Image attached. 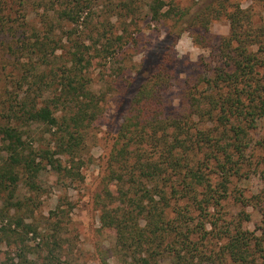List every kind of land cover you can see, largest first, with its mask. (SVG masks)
Returning a JSON list of instances; mask_svg holds the SVG:
<instances>
[{
  "label": "rangeland",
  "instance_id": "1",
  "mask_svg": "<svg viewBox=\"0 0 264 264\" xmlns=\"http://www.w3.org/2000/svg\"><path fill=\"white\" fill-rule=\"evenodd\" d=\"M74 1H81L76 8L83 9L76 21H55L54 32L53 25L44 24V16L53 17ZM149 1L0 0L9 23V30L0 33L1 101L26 95L18 84L26 66L40 70L48 64L57 69L56 89H48L52 96L60 93L62 69L76 43L92 60L88 62L89 87L104 99L100 100L101 114L82 129V147L73 156L74 162L56 146L47 125L35 123L26 128L25 142L39 172L31 176L21 169L16 186L11 188L6 186L9 181L0 182V264H46L51 258L60 259L55 264H102L104 252L111 263L126 264L111 250L116 232L102 225L99 200L104 196L109 156L122 125L135 113L134 101L141 89L162 86L158 117H187L193 132L224 128L191 108V95L203 99L214 86V93L227 89L225 83L217 87L215 78L228 69L220 45L231 33V17H241V31L264 29V0H165L164 11L174 5L186 14L180 16L174 10L157 20L149 11ZM46 34L51 43L50 59L42 64L36 52L41 47L37 39ZM185 34V46L200 49L195 61L190 51L181 57L177 50ZM54 40L58 45L55 53ZM163 61H168L166 70L159 74ZM259 72L263 75L264 68ZM250 137L245 177L233 176L228 194L210 209L205 250L212 260L206 264L225 257V245L239 230L254 235L248 263L264 264V117ZM220 180L214 174V181ZM255 237L262 241L261 246ZM225 259L229 264L231 257Z\"/></svg>",
  "mask_w": 264,
  "mask_h": 264
},
{
  "label": "trees",
  "instance_id": "2",
  "mask_svg": "<svg viewBox=\"0 0 264 264\" xmlns=\"http://www.w3.org/2000/svg\"><path fill=\"white\" fill-rule=\"evenodd\" d=\"M80 3H68L70 6L61 7L53 17L44 16V24L52 27L55 21H76L83 10L76 8ZM167 5L165 0H150L152 18L160 19L174 10L180 16L186 14L174 5L164 11ZM5 13L0 8V33L9 30ZM231 19V33L220 45L228 69H222L215 78L217 87L225 83L227 89L214 93V86L203 99L191 95L190 103L191 108L224 128H199L193 132L187 117H158L163 89L156 84L153 90L139 91L135 113L119 131L108 159L104 196L99 204L102 225L116 232L111 250L126 264H206L212 260L205 250L210 209L228 194L233 176L245 177L250 131L264 117V73L259 72L264 68V29L241 31V17L235 14ZM37 41L41 47L36 52L46 64L50 59V37L38 35ZM54 42L53 53L58 47ZM72 47L75 50H69L71 56L60 76V93L52 96L48 89L58 83L57 69L48 64L40 66V70L26 66L18 80L26 95H17L15 101L12 96L0 100V182L4 185L9 181L8 188L16 186L21 169L31 176L39 172L25 142L27 127L35 123L47 125L56 146L73 157L82 147V129L101 114L100 100L104 99L89 87L88 62L92 60L79 44ZM162 63L159 74L166 70L168 61ZM224 138L229 142L224 143ZM214 174L221 177L219 182L214 181ZM253 236L239 230L225 245V257L213 264H228L227 255L231 257L229 264H249ZM255 238L261 246L262 241ZM55 260L60 259L51 258L46 264H55ZM101 263L113 264L106 252Z\"/></svg>",
  "mask_w": 264,
  "mask_h": 264
},
{
  "label": "clouds",
  "instance_id": "3",
  "mask_svg": "<svg viewBox=\"0 0 264 264\" xmlns=\"http://www.w3.org/2000/svg\"><path fill=\"white\" fill-rule=\"evenodd\" d=\"M188 40V35L185 34L184 38L177 44V50L179 51L180 53V56L183 57L187 52H191L192 55H191V59L193 61H195L198 57V55L200 54V49L199 48H192V49H189L185 46V41Z\"/></svg>",
  "mask_w": 264,
  "mask_h": 264
}]
</instances>
